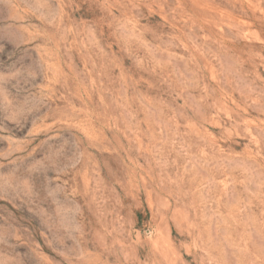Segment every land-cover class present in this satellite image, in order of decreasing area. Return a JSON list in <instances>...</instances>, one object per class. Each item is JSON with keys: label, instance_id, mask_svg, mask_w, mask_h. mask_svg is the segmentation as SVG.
Listing matches in <instances>:
<instances>
[{"label": "rangeland", "instance_id": "rangeland-1", "mask_svg": "<svg viewBox=\"0 0 264 264\" xmlns=\"http://www.w3.org/2000/svg\"><path fill=\"white\" fill-rule=\"evenodd\" d=\"M0 264H264V0H0Z\"/></svg>", "mask_w": 264, "mask_h": 264}]
</instances>
